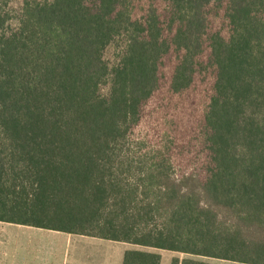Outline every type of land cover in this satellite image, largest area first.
<instances>
[{"label":"trees","instance_id":"1","mask_svg":"<svg viewBox=\"0 0 264 264\" xmlns=\"http://www.w3.org/2000/svg\"><path fill=\"white\" fill-rule=\"evenodd\" d=\"M4 3L0 222L264 264V0Z\"/></svg>","mask_w":264,"mask_h":264},{"label":"crops","instance_id":"2","mask_svg":"<svg viewBox=\"0 0 264 264\" xmlns=\"http://www.w3.org/2000/svg\"><path fill=\"white\" fill-rule=\"evenodd\" d=\"M27 227L30 226L0 222V264H97V253L101 249V246L95 245L94 241L97 239H104L45 229L43 230L47 231L46 233L52 234H41L43 232H31L32 230H26L34 234L28 233L23 235L22 229H28ZM36 231H42V229L37 228ZM35 235H40L39 238L41 239L49 240L52 245L56 246L57 252H55L56 250L54 249L51 250V252H19L22 236L24 239L28 238L29 241L32 237H38ZM114 242L118 243L117 241ZM119 244L124 248L122 258L124 252L127 250L145 249L160 256L159 264H162V255L164 254V251H166L154 248H143L124 242H119ZM88 248H91V251L87 252ZM69 249H71V252ZM168 252H172L170 264L173 258H178L179 260L192 258V256L183 253L173 251ZM199 259L210 264H237L230 261L211 258L201 257Z\"/></svg>","mask_w":264,"mask_h":264},{"label":"rangeland","instance_id":"3","mask_svg":"<svg viewBox=\"0 0 264 264\" xmlns=\"http://www.w3.org/2000/svg\"><path fill=\"white\" fill-rule=\"evenodd\" d=\"M23 0H5L4 8H2L9 16L10 20L7 23V27L10 29H13L16 27L17 24V18L19 16V8L21 6V2ZM125 43V37L120 36L115 38V40L109 45L104 53V60L108 64L109 68L117 65L118 60L120 58L121 49L124 46ZM107 92V86H104L102 88V93ZM145 134V130H140L137 134V138H142ZM174 176L178 175L177 171L173 172ZM28 229H22V234H28L31 232H43L41 234H52V233H46L47 231H36L37 228L27 227ZM26 230H32L26 231ZM34 234V233H31ZM38 237H32L29 241L28 238H25L22 236L20 240V248L19 252H51V250H56L57 248L55 245H52V243L49 240H44L39 238L40 235H35ZM90 242V241H89ZM95 245H100L101 249L97 253L98 262L97 264H121L122 260V252L124 250L123 246L121 244L116 243L114 241H108V240H99L97 239L94 241ZM72 249V248H71ZM71 249L69 251L71 252ZM122 250V251H121ZM91 251V248L87 249V252ZM54 252V251H52ZM172 252L164 251V254L162 255V264H170Z\"/></svg>","mask_w":264,"mask_h":264}]
</instances>
